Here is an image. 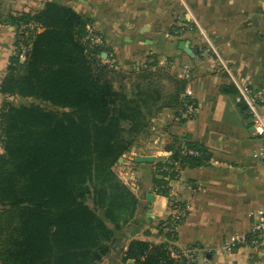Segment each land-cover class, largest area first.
<instances>
[{
  "label": "trees",
  "instance_id": "trees-1",
  "mask_svg": "<svg viewBox=\"0 0 264 264\" xmlns=\"http://www.w3.org/2000/svg\"><path fill=\"white\" fill-rule=\"evenodd\" d=\"M4 21L16 25V34L31 23L41 30L24 59L11 52L0 84L8 97L0 108V264H99L138 206L115 166L162 109L186 113L193 101L185 96L187 80L155 55L122 70L103 34L70 5L46 1L38 10L9 12ZM91 29L104 44H91ZM166 150L154 191L172 202L167 177L178 172L168 168L199 166L207 152L198 142L176 140ZM169 217L159 224L164 241H132L121 264H187L171 255L178 231Z\"/></svg>",
  "mask_w": 264,
  "mask_h": 264
},
{
  "label": "crops",
  "instance_id": "crops-1",
  "mask_svg": "<svg viewBox=\"0 0 264 264\" xmlns=\"http://www.w3.org/2000/svg\"><path fill=\"white\" fill-rule=\"evenodd\" d=\"M46 1L70 5L90 18L126 72L150 55L178 77L183 78L185 67L191 71L187 83L195 114L162 109L118 164V175L138 198V206L132 220L115 231L110 253L99 264H121L134 240H165L159 224L170 214V200L154 191V180L157 164L171 154L167 144L175 140L198 142L207 152L201 165L183 168L169 183L171 194L189 205L177 228V246H199V264H264V235L258 248L222 251L228 235L249 232L264 214V162L257 156L262 138L254 132L247 106L236 100L246 82L264 89V0H2L0 84L16 34V25L5 22L6 16L38 10ZM181 42L192 51L181 48ZM6 100L0 92V108ZM141 155L156 159L137 162ZM151 192L154 198L149 200Z\"/></svg>",
  "mask_w": 264,
  "mask_h": 264
},
{
  "label": "built area",
  "instance_id": "built-area-1",
  "mask_svg": "<svg viewBox=\"0 0 264 264\" xmlns=\"http://www.w3.org/2000/svg\"><path fill=\"white\" fill-rule=\"evenodd\" d=\"M41 28L35 24L31 23L27 26H22L17 34H16V41L13 47L12 53L19 51L20 57L24 59L26 52L29 50L31 46V41L33 35L40 31ZM87 38L90 40L92 45H102L104 44V39L101 34L96 32L94 29H91ZM111 64L113 61L111 60ZM182 77L189 82L191 78V71L188 67L184 68ZM240 93L236 97L238 103H245L247 108L249 109L250 116L252 119V124L254 127V132L256 135L262 138V143L257 150V156L260 160L264 162V112L262 109L264 108V89L256 90L252 88V86L246 82L239 86ZM192 89L187 83L185 89V96H189L191 98ZM186 114L193 116L195 114V106L194 102H190L187 104ZM1 132V126H0ZM2 137L0 135V152H2ZM191 154H197L196 151L189 150ZM169 171H177L178 174L180 172L179 164L176 163L174 168H168ZM176 175V177L178 176ZM169 183L172 181L170 177ZM173 196V201L170 202V214H169V221L170 226L173 229H177L178 224L183 218L186 216L189 205L185 203L182 199L178 198L176 195ZM167 230V229H165ZM264 235V214L260 216L258 219L254 220L251 225V229L249 232L244 233H234L228 235L223 243H222V251L224 252H231L237 248L242 246H251L253 248H258L260 246V239ZM165 239V237H164ZM173 243V247L170 249L171 255L175 258H186L187 264H199L198 263V254L200 249L197 247H185L181 248L176 246V241L171 240ZM206 264V263H204Z\"/></svg>",
  "mask_w": 264,
  "mask_h": 264
},
{
  "label": "water",
  "instance_id": "water-1",
  "mask_svg": "<svg viewBox=\"0 0 264 264\" xmlns=\"http://www.w3.org/2000/svg\"><path fill=\"white\" fill-rule=\"evenodd\" d=\"M187 45H188L187 42H181L180 47L190 53L192 50H190L189 46H187ZM102 56H103V58H106L107 57V53L104 52L102 54ZM242 105L244 107H246V104L244 102L242 103ZM207 157H209V155H207ZM155 159H156V157L153 156V155H141V156L136 157V161L137 162H153ZM119 160L120 161L123 160V157H121ZM153 198H154V194L152 192L149 193L148 194V199L152 200ZM129 263L132 264L133 260H131Z\"/></svg>",
  "mask_w": 264,
  "mask_h": 264
},
{
  "label": "rangeland",
  "instance_id": "rangeland-1",
  "mask_svg": "<svg viewBox=\"0 0 264 264\" xmlns=\"http://www.w3.org/2000/svg\"><path fill=\"white\" fill-rule=\"evenodd\" d=\"M16 102H17V103H29V100H27V99H23V98H22V99L18 98V99H16ZM120 162H122V160H121V161L119 160V163H120ZM115 170H116V172H117L118 174L121 172V169H120V167H119L118 165L115 166Z\"/></svg>",
  "mask_w": 264,
  "mask_h": 264
}]
</instances>
